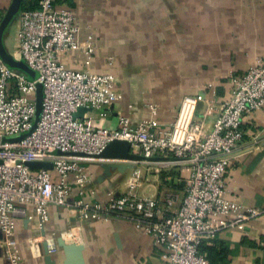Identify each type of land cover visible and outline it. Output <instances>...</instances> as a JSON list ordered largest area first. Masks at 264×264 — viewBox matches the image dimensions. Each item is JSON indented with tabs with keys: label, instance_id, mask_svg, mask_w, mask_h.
<instances>
[{
	"label": "built area",
	"instance_id": "2783aa9c",
	"mask_svg": "<svg viewBox=\"0 0 264 264\" xmlns=\"http://www.w3.org/2000/svg\"><path fill=\"white\" fill-rule=\"evenodd\" d=\"M24 2L36 3L37 8L21 10L17 17V58L38 74L37 79L0 58V228L4 235L0 247L5 264H25L18 250L16 228L18 217L27 214L26 207H33L42 228L50 220L51 205L68 206L74 185L85 190L91 181L86 164L104 160L96 155L114 140L129 141L147 158H177L160 163L166 168L188 170L182 197L170 192L161 201L142 195L139 189L144 173L137 167L119 197L104 203L80 199L72 208L83 220L125 216L162 247L163 264H210L199 248L221 230L218 217L234 215L228 225L243 227L245 221L264 213L229 199L225 180L227 167L244 137V117L264 107V63L234 80L232 97L220 105L211 130L206 118L214 109L209 107L203 119L198 118L200 101L191 95L183 97L167 130H158L153 105V117L138 125L120 116L116 128L97 126L89 112L83 118H75V113L86 107L105 117V109L122 97L115 91V78L109 73L72 70L63 63L65 54L81 49L84 63L90 65L96 52L91 41L81 43L80 27L71 9L58 6L55 0ZM38 83L43 86L42 111L33 129ZM31 130L19 141L9 140ZM28 162H51L54 168L31 169ZM48 247L51 254L59 249L53 239L48 240Z\"/></svg>",
	"mask_w": 264,
	"mask_h": 264
},
{
	"label": "crops",
	"instance_id": "0c3cea01",
	"mask_svg": "<svg viewBox=\"0 0 264 264\" xmlns=\"http://www.w3.org/2000/svg\"><path fill=\"white\" fill-rule=\"evenodd\" d=\"M11 1L0 0V22ZM57 5L75 13L81 43L91 41L96 47L90 65L84 63L80 49L62 57L65 66L111 74L115 91L122 95L105 109V117L98 110L89 112L97 126L116 128L120 116L138 125L153 117V105L158 130H167L183 97L191 95L200 101L198 118L203 119L209 107L214 109L206 118L211 130L220 105L232 97L234 80L264 63V0H62ZM18 25L13 22L4 36L7 49L16 57ZM243 130V140L225 172L226 196L244 207L264 210V107L244 117ZM107 163L129 162L86 164L90 183L83 192L74 185L68 206L49 207L45 235L33 207H26L27 214L18 217L16 228L25 264H46L43 243L53 239L57 244L59 237L84 245L86 264H163L162 247L133 221L115 214L83 220L72 203L80 199L104 203L119 197L137 167L144 173L139 189L144 196L163 201L174 192L181 198L183 189L163 185L161 171L166 167L160 162H132L133 168L115 169L110 177L102 167ZM188 175L176 181L185 182ZM53 177L57 180L55 172ZM234 219V215L217 218L222 228L215 239L228 246L229 264H264V213L245 221L243 227L229 226ZM52 255L54 264H64L61 248ZM5 263L0 255V264Z\"/></svg>",
	"mask_w": 264,
	"mask_h": 264
},
{
	"label": "water",
	"instance_id": "95a60500",
	"mask_svg": "<svg viewBox=\"0 0 264 264\" xmlns=\"http://www.w3.org/2000/svg\"><path fill=\"white\" fill-rule=\"evenodd\" d=\"M23 0H12L5 15L3 16L0 22V58L11 68L18 69L21 72H24L31 79H37L38 74L30 68L25 61L18 59L14 54H12L6 47L4 42V36L7 29L12 25L14 20L18 17L21 8H22ZM42 101H43V86L42 84H37L36 91V117L33 125V129L37 126V123L41 116L42 111ZM92 108L82 107L75 113V118H83L84 115L88 112H92ZM32 129V130H33ZM29 131L26 134H23L20 137L9 139L11 141H19L25 138ZM132 144L126 140H114L98 155L97 158H101L104 160H121L128 161V164L121 163H107L102 164V167L105 169L106 176L110 177L112 171L117 169L120 172L125 171L126 169H131L134 167L132 162L140 163V162H175L178 159L175 157H164V156H156L147 158L141 155L138 152H135L132 148ZM56 153L61 154V151H56ZM78 155H82L79 154ZM28 167L31 169H47L53 170V163L51 162H28ZM43 235L44 233V226ZM4 239L3 232L0 228V240ZM58 247L62 249L64 253V264H86L84 259V249L85 246L82 244H74L67 243L63 237H59L57 239ZM43 257L46 264H54L55 261L52 258V254L49 252L48 241H44L43 243ZM0 255H4V249L0 247Z\"/></svg>",
	"mask_w": 264,
	"mask_h": 264
},
{
	"label": "trees",
	"instance_id": "16d2710c",
	"mask_svg": "<svg viewBox=\"0 0 264 264\" xmlns=\"http://www.w3.org/2000/svg\"><path fill=\"white\" fill-rule=\"evenodd\" d=\"M62 3V0H55V4ZM37 4L36 3H23L21 10L25 9H36ZM183 171L179 170L178 167H172L168 169H164L161 171V179L163 181V185H166L167 187H176L180 189H184L185 182L181 180L176 181L177 178H180L181 176H184L182 174ZM189 173V172H188ZM187 173V175H188ZM182 178V177H181ZM200 252L208 259L210 264H229V248L226 245L225 242L217 239H211V240H204L199 248Z\"/></svg>",
	"mask_w": 264,
	"mask_h": 264
},
{
	"label": "rangeland",
	"instance_id": "374dc122",
	"mask_svg": "<svg viewBox=\"0 0 264 264\" xmlns=\"http://www.w3.org/2000/svg\"><path fill=\"white\" fill-rule=\"evenodd\" d=\"M15 21H17V22H18L17 18H16V20H15ZM15 21H14V22H15ZM9 139H11V138H9ZM133 150L137 151L138 149L134 147V148H133ZM168 168H171V167H167L166 169H168ZM182 171H183V173H186V175H187V173H188V170H187L186 168H183V170H182Z\"/></svg>",
	"mask_w": 264,
	"mask_h": 264
}]
</instances>
